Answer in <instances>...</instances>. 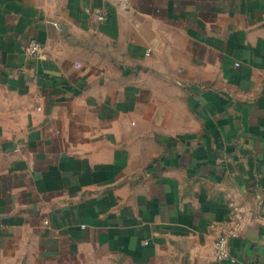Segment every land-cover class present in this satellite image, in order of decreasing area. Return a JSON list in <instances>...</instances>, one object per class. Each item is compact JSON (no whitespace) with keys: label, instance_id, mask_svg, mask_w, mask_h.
I'll list each match as a JSON object with an SVG mask.
<instances>
[{"label":"crops","instance_id":"0c3cea01","mask_svg":"<svg viewBox=\"0 0 264 264\" xmlns=\"http://www.w3.org/2000/svg\"><path fill=\"white\" fill-rule=\"evenodd\" d=\"M0 264H264V0H0Z\"/></svg>","mask_w":264,"mask_h":264},{"label":"built area","instance_id":"2783aa9c","mask_svg":"<svg viewBox=\"0 0 264 264\" xmlns=\"http://www.w3.org/2000/svg\"><path fill=\"white\" fill-rule=\"evenodd\" d=\"M25 51L32 56L44 57V47L36 41L28 42ZM239 228L240 220H237L231 227L220 230L214 244V252L219 260L228 259L230 257L228 248L229 241L237 236Z\"/></svg>","mask_w":264,"mask_h":264}]
</instances>
